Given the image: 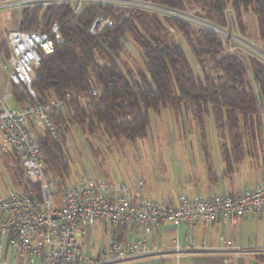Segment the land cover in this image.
<instances>
[{"label":"trees","instance_id":"16d2710c","mask_svg":"<svg viewBox=\"0 0 264 264\" xmlns=\"http://www.w3.org/2000/svg\"><path fill=\"white\" fill-rule=\"evenodd\" d=\"M148 1L177 11H186L187 4L193 3L200 7V16L218 25L226 21L225 12L230 5L238 16L251 9L257 16L264 46V0ZM100 14L110 18L113 25L94 29ZM142 15L138 7L123 8L99 1L84 4L78 12H74L69 1L48 3L46 7L40 3L27 5L21 11L19 29L49 32L56 22L62 26L64 42L57 43L55 52L37 66L33 75V88L44 102L51 95L62 98L67 93L77 95L68 104L72 119L64 111L52 116L63 143L49 133L41 139L44 170L60 186L70 177L65 133L71 121L92 133L102 125L109 137L134 141L150 130L151 110L198 103L204 114L212 109L219 130L228 128L233 134L231 142L220 144L228 172L244 157L237 132L241 124H248L251 118L257 126L262 124L264 62L261 59L253 58L248 64L242 55L226 52L222 37L213 29L196 27L182 17L170 16L171 25L183 35L200 66L201 73L196 74L178 40L147 35L140 28ZM127 35L139 45L144 59L145 69L137 75L124 70L119 63ZM1 50L7 51V47ZM93 89L99 94H92ZM13 93L17 103L31 99L24 86H14ZM80 95L88 100L82 103ZM2 157L12 182L22 185L25 172L21 163L12 162L10 155L2 154ZM114 230V239L122 240L125 228L115 226Z\"/></svg>","mask_w":264,"mask_h":264},{"label":"built area","instance_id":"2783aa9c","mask_svg":"<svg viewBox=\"0 0 264 264\" xmlns=\"http://www.w3.org/2000/svg\"><path fill=\"white\" fill-rule=\"evenodd\" d=\"M63 1L76 2L74 12H78L85 0ZM104 25L112 26L113 22L100 14L93 28ZM7 41L9 54L2 65L7 81L4 95H0V150L21 163L25 180L17 185L21 189L13 183L7 193L0 191V264H119L149 252L146 236L167 222L185 224L192 230L198 223L236 222L244 215H264V173L261 182L233 193H181L175 201L141 195L142 181L135 190L124 181L104 176H80L60 186L44 170L41 132L60 140L52 116L65 112L70 99L77 95H51L44 102L33 88V75L37 66L55 52L57 43L64 42L62 26L56 22L49 32L12 29ZM14 86L26 87L31 99L11 106L8 101L14 98ZM92 94L99 91L93 89ZM78 98L82 103L88 100L85 95ZM98 222L131 232L141 230L143 236L113 239L92 256L83 249L81 238ZM193 244L194 237L189 234L186 247ZM182 252L183 245L176 242L175 253Z\"/></svg>","mask_w":264,"mask_h":264},{"label":"rangeland","instance_id":"374dc122","mask_svg":"<svg viewBox=\"0 0 264 264\" xmlns=\"http://www.w3.org/2000/svg\"><path fill=\"white\" fill-rule=\"evenodd\" d=\"M61 1L63 0H0V67L6 61L7 53L9 54L7 33L17 27L23 7ZM93 1L113 2L123 8H140L143 11L140 28L147 35L156 34L178 40L187 53L196 74L201 73L200 66L193 59L183 35L171 25L170 16L182 17L191 21L196 27L213 29L222 37L225 51L242 55L248 64L253 58H259L264 62V46L259 37L258 20L251 9L243 11L242 15L238 16L234 7L230 5L225 12L226 21L223 25H218L200 16V7L193 3L187 4L186 11L170 10L148 0H85L81 7ZM125 44L119 63L124 70H130L137 75L145 69L141 48L130 35L126 36ZM4 46L7 47L8 52L1 50ZM4 89L5 86L1 92L2 96ZM8 103L15 107L18 105L15 98H10ZM65 114L72 119L69 109L65 111ZM151 118L152 127L147 135L137 138L134 142L121 136L109 137L102 125H99L92 133L71 121L69 130L65 133L66 157L70 163V177L65 185L80 176H108L111 179L124 181L133 189H137V181L146 182L149 179H165L172 174L178 175L180 167L187 171L190 178L196 179L194 171L203 170V159L209 157V140L220 143L232 141L233 134L228 128L223 131L218 129L212 109L210 113L204 114L200 111L198 103L176 104L171 108H160L156 112L151 110ZM237 132L242 150L246 153L245 160L251 169L246 172L247 166L239 165L238 168L244 172L241 175L244 177L242 180L253 184L261 176L260 168L255 167L260 158L257 157L255 150L258 149V142L261 144L264 142V117L261 126H257L254 118H251L248 124H241ZM47 133L41 132V135L44 137ZM59 137V141L63 143V136L61 137L60 133ZM2 154L4 153L0 150V191L5 194L13 182ZM10 157L12 162H16L17 159L13 155ZM204 177V174L199 175L200 180ZM16 187L21 189L17 184ZM97 226L99 231L94 234L95 237L92 236L95 238H92V242L99 245L102 243L101 223ZM108 228L112 227L109 225ZM88 235L85 234L84 239ZM105 237V241H109L108 236L105 235Z\"/></svg>","mask_w":264,"mask_h":264},{"label":"crops","instance_id":"0c3cea01","mask_svg":"<svg viewBox=\"0 0 264 264\" xmlns=\"http://www.w3.org/2000/svg\"><path fill=\"white\" fill-rule=\"evenodd\" d=\"M19 20L15 29L19 28ZM4 86H6V72L1 65L0 95ZM220 144L218 141L209 140V157L203 159V170L194 171L196 179L190 178L187 171L180 167L178 175L172 174L165 179L142 181L144 188L140 192L141 195L175 201L181 193L189 196H206L210 191L233 193L244 186L252 185L242 180L244 177L241 175L244 172L238 168L239 165H243L247 166L246 172L251 169L245 160V151L243 150L244 157L234 164L232 171L228 172ZM255 151L257 157H260L255 165L260 168L261 173L260 178L255 182L258 183L262 181L264 173V142L262 144L258 142V149ZM201 174L205 176L202 180L199 179ZM140 181H137L136 186ZM97 224L86 239L84 235L81 238L83 249L92 256H97L102 247L109 244L115 236V226L101 223L102 243L98 245L92 242L94 234L99 231ZM109 225L111 229L108 228ZM189 234L194 237V244L186 247ZM105 235L108 236L109 241H105ZM141 236H143L141 230L131 232L125 229L122 240H134ZM223 236L224 239H222ZM146 238L149 252L131 256L119 264H264V215L261 214L244 215L236 222L216 221L209 225L198 223L192 230L185 224L177 226L167 222L159 230L148 234ZM176 242L183 245V252L180 255L175 253ZM153 246L156 247L155 251L152 250Z\"/></svg>","mask_w":264,"mask_h":264}]
</instances>
